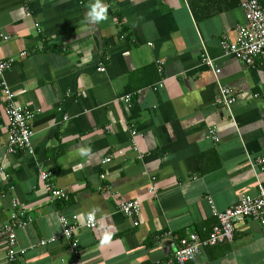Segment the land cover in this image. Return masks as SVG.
I'll list each match as a JSON object with an SVG mask.
<instances>
[{
    "label": "crops",
    "instance_id": "crops-1",
    "mask_svg": "<svg viewBox=\"0 0 264 264\" xmlns=\"http://www.w3.org/2000/svg\"><path fill=\"white\" fill-rule=\"evenodd\" d=\"M243 1L103 0L107 17L91 25L95 0H0V59L16 58L4 80L34 113L30 154L8 153L0 112V227L21 207L33 218L17 229L16 264H264V228L250 218L174 259L217 223L210 199L225 210L264 185L249 162L264 154V59L248 65L221 44L236 41ZM220 86L237 96L231 109ZM41 166L68 199L49 197ZM125 199L141 201L136 226ZM87 212L102 223L76 229L77 253L68 241L39 246L62 231L59 215ZM0 264H13L1 240Z\"/></svg>",
    "mask_w": 264,
    "mask_h": 264
},
{
    "label": "built area",
    "instance_id": "built-area-1",
    "mask_svg": "<svg viewBox=\"0 0 264 264\" xmlns=\"http://www.w3.org/2000/svg\"><path fill=\"white\" fill-rule=\"evenodd\" d=\"M242 8L245 14V22L238 26L237 39L234 42H229L226 39L221 41L223 48L234 54L236 57L244 61L248 65H255L257 59H264V1L261 0H245L242 2ZM28 14L30 12L28 11ZM9 39L8 36L0 33V41ZM22 52L20 56H25ZM202 60L205 64L219 72L215 63L205 54L202 55ZM16 58L0 59V112L6 116V125L9 131L8 153H15L19 150H26L28 153H34L32 144L33 130L31 122L34 117L26 105L17 100L16 93L10 88L6 80H4L5 72L12 67ZM264 68V60L261 62ZM101 67V70H104ZM219 97V103L231 109L233 103L236 102L237 96L228 87H222ZM131 95H126V101L130 102ZM216 127L209 129V135L215 133ZM136 134V131L133 132ZM217 139V136H216ZM111 160L107 157L104 163ZM249 162L254 171H264V154L256 158L249 157ZM5 173L4 165L0 164V174ZM53 171L40 167V178L44 183V189L49 194L51 199H68L69 195L63 189L55 186L51 181ZM104 177V175H103ZM154 187L150 191H154ZM213 214L217 217V223L206 236H201L198 233H191L181 247L175 250L174 259L177 262H185L195 258L201 251L209 245H215L220 241L233 238L237 224L246 219L258 221L264 228V185L259 186L258 195H244L231 207L220 210L215 205L212 199L209 200ZM17 205L14 202V207ZM120 211L133 221L136 226L139 224L141 216V201L138 199H125L119 203ZM94 215V219L90 220L89 214ZM33 220L29 214V210L25 207L15 209L12 213L9 223L0 227V240L7 250V259L10 263L16 264L19 256L17 249V229H20ZM59 221L62 226V231L56 236L52 235L39 241V246H47L59 241H68L72 250L77 253L79 242L75 231L78 228H86L95 230L101 226V219L93 212H87L85 215L73 214L71 217L65 214L59 215ZM158 264H172V260L159 262Z\"/></svg>",
    "mask_w": 264,
    "mask_h": 264
},
{
    "label": "clouds",
    "instance_id": "clouds-1",
    "mask_svg": "<svg viewBox=\"0 0 264 264\" xmlns=\"http://www.w3.org/2000/svg\"><path fill=\"white\" fill-rule=\"evenodd\" d=\"M107 17V6L103 3V0H95V3L91 4L87 11L86 21L88 24L96 25ZM90 220L94 219L92 213L89 214Z\"/></svg>",
    "mask_w": 264,
    "mask_h": 264
}]
</instances>
